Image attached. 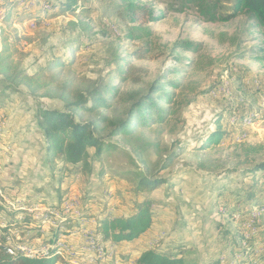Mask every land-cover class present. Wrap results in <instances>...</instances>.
I'll return each instance as SVG.
<instances>
[{
  "label": "rangeland",
  "instance_id": "374dc122",
  "mask_svg": "<svg viewBox=\"0 0 264 264\" xmlns=\"http://www.w3.org/2000/svg\"><path fill=\"white\" fill-rule=\"evenodd\" d=\"M67 1L0 0L1 56L45 85L15 91L0 74V243L31 229L36 201L76 197L98 230L106 216H129L150 199L153 224L122 243L121 264H136L146 249L183 264H264V171L248 172L264 160V30L243 12L209 21L189 0H138L164 16L143 24L120 18L124 0ZM234 2L218 0V13L231 16ZM95 81L114 87L103 110L110 119L143 97L156 105L127 136L101 123L111 147L99 160L89 149L90 167L49 163L38 107L66 110L64 99ZM217 129L222 139L207 146ZM141 176L166 183L139 188Z\"/></svg>",
  "mask_w": 264,
  "mask_h": 264
},
{
  "label": "trees",
  "instance_id": "16d2710c",
  "mask_svg": "<svg viewBox=\"0 0 264 264\" xmlns=\"http://www.w3.org/2000/svg\"><path fill=\"white\" fill-rule=\"evenodd\" d=\"M123 10L119 16L124 21L132 24H143L152 21H158L164 16H155V10L148 4H143L138 0H124ZM233 14L223 16L218 13V0H189L199 4V9L205 11L209 21H227L228 18L235 17L238 13H245L257 25L264 30V0H234ZM64 6L72 7L76 0L65 2ZM62 7L63 4H60ZM131 39H140L139 36L131 33ZM183 47V46H182ZM186 50H193L188 44ZM0 54V74L8 88L15 91L24 85L31 93L38 92L45 85L39 83V75H28L24 71H19L18 67L5 62L6 58ZM135 59H143L144 51L137 50L134 52ZM135 69L129 66L128 70ZM152 91L158 92L160 86H153ZM114 87L109 84L93 82L85 91H79L74 101H67V109L59 110L39 106L37 109V125L46 139V151L48 162L53 163L56 158L62 159L67 165L74 167H90L92 155L89 149H94L96 159H101L106 151L111 147L110 142L101 134L104 130L101 123H105V128L111 129L110 136H127L132 133L135 126L144 120L147 109L156 105L152 96L140 98L132 103L127 109L125 116L109 118L103 113L104 108L109 107L110 98L107 95L113 94ZM154 99V101H152ZM145 110V111H144ZM96 114L97 117L88 121L77 120L76 113ZM150 112V111H149ZM148 117L151 113L147 114ZM82 117V115H81ZM223 137V131L217 129L212 132L206 139L207 146L217 144ZM173 158H168L163 169L170 166ZM264 171V160L257 163L248 172L256 173ZM166 183L165 179H151L147 176H141L139 188H149L155 190ZM153 201L145 199L142 201L136 212L129 216H117L110 218L106 216L98 227L100 238L105 241L116 243L119 247L123 242H134L141 235L146 233L153 224ZM1 244V243H0ZM55 256L30 259L22 254H6L0 246V264H53ZM136 264H183L181 258L159 252L155 249L144 250L135 260Z\"/></svg>",
  "mask_w": 264,
  "mask_h": 264
},
{
  "label": "bare ground",
  "instance_id": "6f19581e",
  "mask_svg": "<svg viewBox=\"0 0 264 264\" xmlns=\"http://www.w3.org/2000/svg\"><path fill=\"white\" fill-rule=\"evenodd\" d=\"M72 198H63L61 201L58 199L56 202L48 201L47 203L36 201L34 202L36 203L35 206L31 210L33 213L31 215H39L40 208H59L61 202L70 201ZM77 215L79 216L72 218L69 214L57 215L55 212H45L39 216H32L33 222L30 224L31 229L35 232L43 231V240H47V242L44 244L34 243V249L16 245L13 249L10 246L11 248L7 250L9 253H14L15 251L14 254H22L30 259L55 256L56 260L53 264H121L119 254H113L112 257L106 259L102 256H94V251L91 249H99L105 246L106 242H114L109 240L105 241L100 238L97 228L91 225L93 222L92 219L85 216L84 211H77ZM1 221L4 220L1 219ZM48 224H52V226L44 230ZM80 233L90 234L91 238L77 240V247H70L69 243L72 242L73 234Z\"/></svg>",
  "mask_w": 264,
  "mask_h": 264
},
{
  "label": "built area",
  "instance_id": "2783aa9c",
  "mask_svg": "<svg viewBox=\"0 0 264 264\" xmlns=\"http://www.w3.org/2000/svg\"><path fill=\"white\" fill-rule=\"evenodd\" d=\"M8 194V193H7ZM26 197V196H25ZM24 197V198H25ZM23 198V197H19ZM29 200V198L27 199ZM25 205H29L26 203L25 198ZM77 208H82V205L78 198L73 197L70 201L61 202L59 208H40V213L45 212H55L57 215L61 214H69L72 218H76L77 216ZM39 215H32V216H39ZM85 215V212H84ZM21 219H25L23 214H21ZM27 222V219H25ZM16 225V222H14ZM52 226V224H48L45 226L44 230ZM1 228V224H0ZM85 238H91L90 234L80 233V234H73L72 242L69 243L70 247H77V240H83ZM47 240H43V231L42 232H35L32 229H16V233L8 234V240H3L2 244L4 246V252H6V245H21L23 248L34 249V243H41L44 244ZM119 246L116 243H107L106 245L99 248V249H91L94 251V256H102L104 259L112 257L113 254H119Z\"/></svg>",
  "mask_w": 264,
  "mask_h": 264
},
{
  "label": "crops",
  "instance_id": "0c3cea01",
  "mask_svg": "<svg viewBox=\"0 0 264 264\" xmlns=\"http://www.w3.org/2000/svg\"><path fill=\"white\" fill-rule=\"evenodd\" d=\"M28 191H24L20 197H25L27 195Z\"/></svg>",
  "mask_w": 264,
  "mask_h": 264
}]
</instances>
